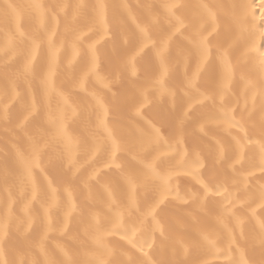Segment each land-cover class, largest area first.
<instances>
[{
	"label": "snow or ice",
	"instance_id": "1",
	"mask_svg": "<svg viewBox=\"0 0 264 264\" xmlns=\"http://www.w3.org/2000/svg\"><path fill=\"white\" fill-rule=\"evenodd\" d=\"M0 130V264H264V0H4Z\"/></svg>",
	"mask_w": 264,
	"mask_h": 264
},
{
	"label": "bare ground",
	"instance_id": "2",
	"mask_svg": "<svg viewBox=\"0 0 264 264\" xmlns=\"http://www.w3.org/2000/svg\"><path fill=\"white\" fill-rule=\"evenodd\" d=\"M3 2H4V0H0V3H3ZM84 2L95 3L96 0H84ZM108 2L113 3V4L128 3L130 5L135 6L137 4L159 3L160 0H108ZM258 43H259V41H258ZM2 139H3V133H2V130H0V147H3ZM2 158H3L2 154H0V159H2ZM186 179L187 178H181V182H182L181 186L182 187L184 186V183H186ZM185 213H186L185 207L179 203H173V205H171L169 208V219L174 224H176L178 229H179L180 225L177 224V221L183 220L185 224L188 223L186 220H184Z\"/></svg>",
	"mask_w": 264,
	"mask_h": 264
}]
</instances>
